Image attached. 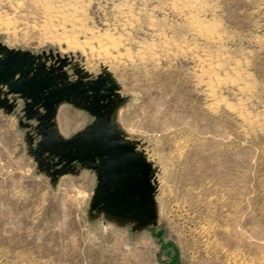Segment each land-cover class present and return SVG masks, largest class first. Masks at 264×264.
Masks as SVG:
<instances>
[{
  "label": "rangeland",
  "instance_id": "1",
  "mask_svg": "<svg viewBox=\"0 0 264 264\" xmlns=\"http://www.w3.org/2000/svg\"><path fill=\"white\" fill-rule=\"evenodd\" d=\"M0 41L108 66L159 205L142 230L91 218L96 172L52 184L20 98L0 108V264H264V0H0ZM93 119L57 115L66 136Z\"/></svg>",
  "mask_w": 264,
  "mask_h": 264
},
{
  "label": "water",
  "instance_id": "2",
  "mask_svg": "<svg viewBox=\"0 0 264 264\" xmlns=\"http://www.w3.org/2000/svg\"><path fill=\"white\" fill-rule=\"evenodd\" d=\"M69 64L72 73L66 69ZM120 89L106 65L95 75L74 55L70 58L51 48L34 52L0 41V108L11 113L18 99L24 100L20 124L27 128L28 153L38 169L54 185L63 174L93 169L97 183L89 216L130 224L136 231L158 222L157 166L117 118L128 98ZM63 102L89 111L94 119L64 135L57 121Z\"/></svg>",
  "mask_w": 264,
  "mask_h": 264
}]
</instances>
